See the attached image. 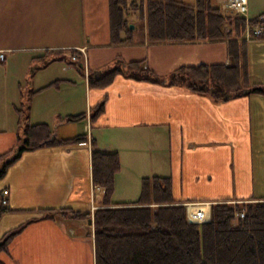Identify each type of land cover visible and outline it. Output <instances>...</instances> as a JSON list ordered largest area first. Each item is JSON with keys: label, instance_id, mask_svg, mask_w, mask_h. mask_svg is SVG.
<instances>
[{"label": "crops", "instance_id": "1", "mask_svg": "<svg viewBox=\"0 0 264 264\" xmlns=\"http://www.w3.org/2000/svg\"><path fill=\"white\" fill-rule=\"evenodd\" d=\"M61 1L16 0L20 47L8 46L6 28L0 26V49H8L11 53L20 50V54L26 56L22 72L24 90L20 89V82L16 83L22 97L19 101L25 104L26 122L22 124H48L56 139H70L86 133L88 140L82 145L41 147L23 152L0 179V195L2 190H8L7 203L11 209L0 219V234L28 222L9 244L8 252L0 253L3 264H95L93 224L65 218L61 213L69 210L88 214L91 205H103V191L92 184V139L101 150L118 153L120 171L116 174L111 197L114 204L133 203L139 197L122 202L113 199L117 194L116 183L121 179L126 188L139 186L140 189L144 178L149 179L150 184L155 176L171 178L172 199L181 205L194 201L214 203L264 198L208 199L204 196L184 200L173 195L181 182V174L173 172L175 164L181 167L182 163L189 162L178 154L180 145L193 148V142L208 140V134L219 142L226 127L234 129L237 126L238 116L241 118V113L237 112L240 105H244L243 110L249 114L240 128L245 131L247 124L251 128L255 124L261 134L264 132V96L260 94L247 93L217 102L211 96L190 92L185 84L168 85L177 70L185 66L229 65L227 39L154 44L148 41L145 20L139 21L137 17L130 20L132 42L113 44L109 0H81L80 23L72 40L69 0H66L67 6ZM216 3L220 6L221 0ZM247 9L249 20L264 21V0H248ZM59 18H63V23ZM247 34L245 32L241 41L247 44L248 85L252 89L264 84V77L252 72L250 46L253 42L264 45V41H246ZM71 49H82L77 51L75 62L68 57ZM260 55L255 53L253 57L256 65L264 68V58L260 59ZM7 56L0 63V115L19 112L15 106L17 100H12L14 83L6 77ZM131 62H141L140 67L159 83L131 78ZM30 67L32 72L28 77ZM116 67L123 73L110 85L90 87L91 79L100 78L105 71ZM103 99L105 112L95 123L89 124V117L77 123L65 120L83 112L89 115ZM49 114L51 119L48 120ZM197 124L201 129H196ZM21 125L8 127L4 119L0 120V157L16 148ZM149 142L155 144L157 151L148 161L150 166L154 165L156 174L147 176L142 174L147 170L143 166L146 156L139 154L145 146L147 150L154 149ZM158 149H162V154ZM149 197L150 207L160 205L153 204L156 197L152 190ZM45 210L51 217L30 221L40 219Z\"/></svg>", "mask_w": 264, "mask_h": 264}, {"label": "trees", "instance_id": "2", "mask_svg": "<svg viewBox=\"0 0 264 264\" xmlns=\"http://www.w3.org/2000/svg\"><path fill=\"white\" fill-rule=\"evenodd\" d=\"M109 15L113 44L132 42L128 25L137 17L139 21L145 20L148 41L154 44L227 39L229 65L185 66L168 83L185 84L190 92L211 96L216 101L225 95L238 97L243 94L239 88L248 85L247 44L241 41L246 26L259 27L261 33L253 38L264 41V21L252 19L247 24L244 17L222 10L216 0H109ZM140 65L141 62L129 63L131 78L159 83ZM122 73L119 67L112 68L100 78L91 79L89 85L105 88ZM251 90L264 95V84ZM104 101L90 110L91 123L105 112ZM85 118L83 112L65 120L77 123ZM24 134L16 156L10 152L0 157V179L23 152L82 145L88 140L86 133L70 139L53 138L45 123L27 125ZM90 142L92 184L103 191V207L93 215L95 264H264V198H251L237 204V208L217 201L212 205L210 222L191 225L185 207L172 199L171 178L155 176L150 184L149 179L142 180L135 202L114 204L111 197L120 171L118 153L101 150L93 139ZM151 190L156 197L153 204H160L156 208L149 206ZM1 202L0 195V219L11 211ZM237 209L244 218L235 223L233 214ZM88 215L76 212L72 219L86 220ZM27 224L0 235V253L8 252L9 244Z\"/></svg>", "mask_w": 264, "mask_h": 264}, {"label": "rangeland", "instance_id": "3", "mask_svg": "<svg viewBox=\"0 0 264 264\" xmlns=\"http://www.w3.org/2000/svg\"><path fill=\"white\" fill-rule=\"evenodd\" d=\"M61 3L67 6L66 0H62ZM69 6H70V17L71 19V28H72V40H73V32L77 31V27L80 23L79 20V12L82 10V2L81 0H69ZM64 10V8H63ZM59 21L63 23V18H59ZM63 25V24H62ZM0 26L4 29L6 28L7 38L6 43H8L9 47H20L19 42V31H18V19H17V8H16V0H0ZM63 28V26H62ZM61 28V29H62ZM3 29V30H4ZM246 32V31H245ZM247 33V32H246ZM255 33V32H254ZM254 33L249 30L248 34L246 35V41L247 37L249 39H253ZM67 36V35H65ZM68 40L71 39V36L66 37ZM1 41V40H0ZM257 41V40H256ZM1 43V42H0ZM71 52L69 53V59L73 60L78 58L77 51L81 52L82 49H71ZM60 52V51H59ZM46 53H49V51H46ZM261 53L260 59L264 58V45L259 43H251L250 46V59H252V65L251 69L254 74H257L258 77H264V68H261L256 65V60L254 59V54ZM1 54L4 55V58H6V64H8V70H7V78L10 79V83H14L13 87L11 88L14 92L12 100H17L15 102V106L18 111H15V114H3L0 115V120H5V122L8 124V127H11L13 124H19V126L26 122V111H25V104L20 103V99L22 98L20 95V91H18V86H16L17 82H20L22 84V87L20 86V89H23V76L22 72L24 71V67H26V64H24L26 56L23 54H20V50H3L0 49V56ZM2 59H0L1 61ZM2 65H0L1 67ZM32 67V66H31ZM29 68L28 70V77H31L30 74L32 72V68ZM38 70V68H37ZM2 71V70H1ZM0 71V73H1ZM89 76L85 77L86 79ZM18 78V79H17ZM21 79V81H20ZM85 79V80H86ZM8 82V83H9ZM249 83V80H248ZM18 87V88H17ZM240 93L244 90H250L248 93H252L251 88L249 89V85H247L246 88L240 87ZM24 90V89H23ZM243 90V91H242ZM18 91V93L16 92ZM247 93L241 94L240 96H243ZM254 94V93H253ZM257 94V93H256ZM232 95H225L221 96L222 98L220 100H217V102L225 101L228 99V97L233 96ZM262 95V94H260ZM238 95V97H240ZM264 96V95H262ZM225 98V99H224ZM25 99H23L22 102H24ZM216 101V100H214ZM245 102L246 98H245ZM255 101L252 100V107H254ZM258 107V106H256ZM240 109L237 110V112L241 113L238 116L237 120V126L232 129L231 127H226L225 134L222 136L223 138H220L219 142L214 141L213 137H210V134H208V140H204L200 143L193 142L194 147L187 148L186 145H180L178 148L179 155H183V158L189 160L186 164L182 163L181 167L177 166L175 164V170L173 169V172L176 173V175L181 174V182L176 185V190L174 191V196L179 199H187L190 197H196V199H201L205 196V198L213 199V198H230V199H236V197L240 198H248L249 196L254 197H264V132L261 134L260 129L257 130L255 127V124H253V128H251L250 124H247L245 131L240 128L242 126V121H244V118L248 117L249 114L246 109L243 110L244 105H240ZM80 109V108H79ZM61 110V109H60ZM60 110H54V111H60ZM81 111V110H80ZM90 115V113H89ZM89 115L86 116L87 120ZM51 119V114H49L48 120ZM253 120L255 118L253 117ZM24 121V122H23ZM89 124H91V119L89 117ZM200 124H197L196 129H201L199 126ZM18 126V127H19ZM23 128L21 130V136L18 139V142L16 144V148L12 151V154H15L18 150L17 148L20 146L22 139L24 138V129L27 126H24V124L21 125ZM3 128V127H2ZM7 128V127H6ZM90 131L91 128L88 126L87 131ZM91 135V131L89 132V136ZM54 138V134H52ZM148 144L151 145L152 148H154L155 144L152 142H149ZM156 148L153 150H147L146 146L144 149H140V154L142 157H145L147 159L146 161H143L144 167H147V170L144 171L143 175H155L156 169L153 166H150L149 157H154V154ZM159 154H162V149H158ZM246 152V153H245ZM7 156V154H5ZM15 156V155H13ZM4 161V160H3ZM153 161V160H152ZM184 161V160H183ZM128 162V161H126ZM167 171V170H166ZM163 172V171H158ZM155 173V174H154ZM125 181L122 179L119 181V184L116 183V193L113 196V199L117 200L118 202L122 201H133L136 200L137 197L140 194L141 188L139 189V186L137 188H126L124 186ZM134 184V183H133ZM94 187V186H93ZM133 187H135L133 185ZM9 192L7 195H4V197H8ZM199 197V198H198ZM191 200V198L189 199ZM227 200H223L225 202ZM244 201L238 200L237 202H225L229 205H231L234 208H237V204L242 203ZM4 206H8L9 203H6L4 200L1 202ZM205 204H208L211 209L212 203L207 201H194L191 203H184L183 205L187 207L189 205L190 207H199L204 206ZM103 205L99 204V206L91 205L88 209V219L86 220H80L83 222L88 223V220L90 221V224H93V215L97 210L102 208ZM186 210L187 212L190 210ZM193 210V208H191ZM78 212V211H76ZM69 210H65L64 216H66L72 219V214L76 213ZM80 213V212H79ZM211 213V210H210ZM209 213V218H210ZM243 213V212H242ZM6 214V213H5ZM49 213L44 212L41 214L40 219H31L30 221L35 220H42L45 218H48ZM87 214V213H86ZM241 211H235L233 214L234 222L236 223L238 219H242L244 217H241ZM211 218L208 222H210ZM92 222V223H91ZM207 222V223H208ZM93 246H94V230H93ZM2 235V234H0ZM94 257H95V246H94ZM96 258V257H95Z\"/></svg>", "mask_w": 264, "mask_h": 264}, {"label": "built area", "instance_id": "4", "mask_svg": "<svg viewBox=\"0 0 264 264\" xmlns=\"http://www.w3.org/2000/svg\"><path fill=\"white\" fill-rule=\"evenodd\" d=\"M222 2V8L226 11H230L234 13L235 15H242L245 18H247V0H221ZM255 34L258 35L261 33V30L256 28L254 30ZM4 55L1 54L0 59H3ZM74 60V59H73ZM88 75V74H86ZM4 195H7L8 192L4 191ZM189 208V205L187 206V210ZM193 208V210L191 209ZM190 210L187 212V219L189 223H194V224H202L203 222L208 221L209 218V213H210V206L208 204H205L204 206H199V207H190ZM241 217L243 216V213L241 212Z\"/></svg>", "mask_w": 264, "mask_h": 264}, {"label": "water", "instance_id": "5", "mask_svg": "<svg viewBox=\"0 0 264 264\" xmlns=\"http://www.w3.org/2000/svg\"><path fill=\"white\" fill-rule=\"evenodd\" d=\"M130 26V29H132L133 28V26L132 25H129ZM244 93H248V92H250V90H244L243 91ZM18 154V151H16V153H15V155H17ZM88 223H90V221L88 220Z\"/></svg>", "mask_w": 264, "mask_h": 264}]
</instances>
